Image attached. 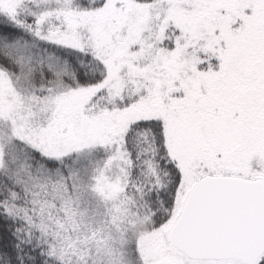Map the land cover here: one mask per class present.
I'll use <instances>...</instances> for the list:
<instances>
[{
    "label": "snow or ice",
    "instance_id": "6c2138e0",
    "mask_svg": "<svg viewBox=\"0 0 264 264\" xmlns=\"http://www.w3.org/2000/svg\"><path fill=\"white\" fill-rule=\"evenodd\" d=\"M0 264H264V0H0Z\"/></svg>",
    "mask_w": 264,
    "mask_h": 264
}]
</instances>
